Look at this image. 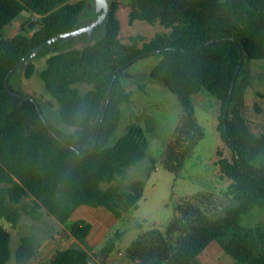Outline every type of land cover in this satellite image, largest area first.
<instances>
[{
	"label": "trees",
	"instance_id": "16d2710c",
	"mask_svg": "<svg viewBox=\"0 0 264 264\" xmlns=\"http://www.w3.org/2000/svg\"><path fill=\"white\" fill-rule=\"evenodd\" d=\"M128 5L130 24L159 22L167 30L149 39L136 33L123 41L118 3L110 0L103 31L92 42L46 57L40 72L45 88L58 102L62 120L74 127L63 132L33 97L10 93L4 79L33 46L83 24L78 20L86 0H0V31L22 12L29 14L30 28L9 37L0 35V264H8L12 257L16 264H25L36 254L33 234L22 235L14 248L11 232L2 223L4 219L14 227L21 213L34 220L52 215L76 239L56 249L47 264H104L90 260L86 238L92 224L84 218L67 221L83 204L102 206L117 218L137 206L145 181L124 178L130 166L146 157L145 130L130 120L113 144L107 141L117 125L120 106L131 102V91L121 81L128 62L155 53L160 58L150 75L177 94L183 117L172 155L163 164L177 170L202 135L193 96L207 90L220 104L219 138L232 151L229 158L216 149L219 168L231 179L225 190L228 202L206 191L183 197L164 230H143L123 254L136 264H200L199 255L215 240L233 258L231 264H264V225L242 223L255 206L264 207V164L254 161L264 136L251 131L238 98L246 61L264 59V0H128ZM95 14L92 9L90 18ZM19 68L31 77L36 64L30 60L8 77V86L24 93L11 82ZM80 84L89 87L83 91ZM34 100L63 141L49 131ZM153 167L154 161L149 169ZM114 245L109 241L102 255L107 257Z\"/></svg>",
	"mask_w": 264,
	"mask_h": 264
},
{
	"label": "rangeland",
	"instance_id": "374dc122",
	"mask_svg": "<svg viewBox=\"0 0 264 264\" xmlns=\"http://www.w3.org/2000/svg\"><path fill=\"white\" fill-rule=\"evenodd\" d=\"M76 1V0H69ZM118 3L117 16L120 20L119 36L127 41L129 35L142 34L149 39L158 31L167 30L159 22L144 20L128 22V0H115ZM94 10L93 0H86V8L78 22H86ZM29 28V14L22 12L8 26L2 28L0 35L12 36L16 32ZM103 31L99 24L91 34L80 33L70 38H61L40 49L31 60L36 69L31 77H26L19 68L12 78L14 88L33 97L44 110L45 116L63 132H71L74 127L67 125L59 113L56 99L45 88L40 72L45 66L46 57L57 50L81 47L92 42ZM160 55L147 54L129 63L121 75L126 90L131 91V102L120 106L119 119L107 144H113L125 132L128 121L141 124L148 138L146 157L135 166H130L124 180L142 178L144 191L136 207H131L123 216L117 218L102 206L80 205L69 217L68 223L84 218L92 224L86 243L91 246L90 260L100 259L101 249L111 240L115 245L108 253L104 264H136L123 254L126 246L143 230L158 227L164 230L175 214V205L183 197L198 191L212 192L228 202L225 190L231 179L225 176L217 163L216 149L221 148L223 155L231 158V149L219 138L216 129L220 104L217 98L205 89L193 96L194 116L201 127L202 135L197 139L189 153L182 159L177 170L164 166L172 155V145L183 127L182 105L179 97L164 83L154 79L150 71L157 64ZM19 67V66H18ZM17 68V67H16ZM15 68V69H16ZM81 90L89 85L80 84ZM238 98L242 101V112L253 133L264 136V59L246 61V71L241 79ZM255 153V163L264 164V141ZM154 161V167H149ZM104 186L109 183H103ZM4 226L11 232L12 246L18 244L20 237L33 234L38 242L36 254L25 264H47L58 248L67 247L76 242L66 226L54 216L45 214L34 220L21 213L18 223L11 224L2 219ZM242 223L248 226L264 225V207L255 206L250 214L242 217ZM200 264H231L233 258L213 240L199 255ZM227 260V261H226ZM8 264H16L12 257Z\"/></svg>",
	"mask_w": 264,
	"mask_h": 264
},
{
	"label": "water",
	"instance_id": "95a60500",
	"mask_svg": "<svg viewBox=\"0 0 264 264\" xmlns=\"http://www.w3.org/2000/svg\"><path fill=\"white\" fill-rule=\"evenodd\" d=\"M109 1L110 0H93L94 3V11L96 12L95 16H93L92 18L88 19L86 22H84L83 24L67 30V31H62V32H58L55 33L54 35L46 38L45 40L39 42L38 44H36L35 46H33L31 49H29L24 55H22L9 69V71L7 72L5 79H4V84L5 87L8 89V91L10 93H12L13 95L16 96H20V97H29L28 95L21 93L19 91H15L13 89H11L8 86V77L10 76V74L13 72V70L18 67V66H23L25 65L27 62H29L32 57L43 47L49 45L51 42L57 40V39H61V38H70L73 37L75 35H78L80 33H86V34H91L95 28L104 22L108 12H109ZM152 53V52H149ZM137 57L132 58L128 63L134 61ZM233 87H234V81L231 84L230 90H229V97H228V101L229 98L232 94L233 91ZM109 100V99H108ZM108 100H107V104H108ZM34 103L37 107L38 113L40 115V117L42 118L43 122L45 123V125L47 126V128L49 129V131L58 139L63 141V138L58 135L53 129L50 128V126L48 125L41 109L39 108L37 102L34 100ZM73 149H75L76 152L80 153V150L75 147L70 145Z\"/></svg>",
	"mask_w": 264,
	"mask_h": 264
},
{
	"label": "crops",
	"instance_id": "0c3cea01",
	"mask_svg": "<svg viewBox=\"0 0 264 264\" xmlns=\"http://www.w3.org/2000/svg\"><path fill=\"white\" fill-rule=\"evenodd\" d=\"M92 229V228H91ZM89 234H90V232H89ZM88 234V235H89ZM106 261V257H104L102 254L100 255V259L99 260H97L96 262H101V263H104ZM227 261V260H226ZM121 264H127V263H125V262H122ZM222 264H228V261L227 262H223Z\"/></svg>",
	"mask_w": 264,
	"mask_h": 264
}]
</instances>
